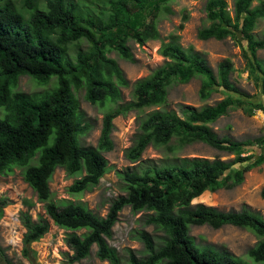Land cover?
Masks as SVG:
<instances>
[{
  "label": "trees",
  "instance_id": "16d2710c",
  "mask_svg": "<svg viewBox=\"0 0 264 264\" xmlns=\"http://www.w3.org/2000/svg\"><path fill=\"white\" fill-rule=\"evenodd\" d=\"M170 1L101 0L100 14L94 15L78 11L67 0H45L44 8L25 0L29 10L26 17L9 2L0 0V175H9L19 168L44 209V215L36 219L26 212L19 217L25 229L21 250L24 257L34 254L31 244L48 232L52 222L66 231L65 243L70 252L65 253V264L87 258L93 245L100 260L122 264L107 238L119 212L129 206L132 212L150 211L145 223L163 234L157 237V244L148 231H137L145 256L130 253L125 264H248L227 251L196 244L189 234L190 226L203 224L251 230L259 240L247 255L264 264V217L246 207L225 212L191 203L206 190L240 184L247 171L264 162V136L253 142L218 137L208 126L226 114L229 107L245 102L231 94L214 105L187 107L182 110V117L172 110L150 111L140 119L139 132L126 150V157L138 161L150 144L174 153L181 146L200 141L234 154L233 159L181 157L171 164L118 171L125 193L111 201L104 216L82 201L53 199L49 183L58 167L74 178L67 187L70 195H80L98 184L109 170L102 152L112 148L113 119L132 108L165 103L166 86L172 78L186 82L195 75L201 76L202 99L213 91L237 92L229 79V60L221 61L214 73L199 52L184 48L178 36L170 34L159 46V52L167 59L165 63L134 83L131 102L118 105L120 87L127 86L128 81L108 54L115 51L119 57L134 61L127 41L143 44L159 38L157 19L162 12L170 11ZM252 1L234 0L231 17L225 0H206L210 23L199 29L198 37L223 39L240 33L251 51L264 49V37L257 38L252 33L257 19L264 16V0H257L260 5L251 8ZM82 41L87 42L85 49L70 54L72 45ZM249 64L252 68L258 66L253 60ZM22 75L39 82L53 77L55 86L26 94L16 90ZM81 88L87 101L106 109L96 146H83L80 141L90 129L76 95ZM172 138L177 145L170 144ZM249 146L255 153L253 159L252 154L242 155ZM261 196L264 197V188ZM9 203L7 197H0V218Z\"/></svg>",
  "mask_w": 264,
  "mask_h": 264
},
{
  "label": "rangeland",
  "instance_id": "374dc122",
  "mask_svg": "<svg viewBox=\"0 0 264 264\" xmlns=\"http://www.w3.org/2000/svg\"><path fill=\"white\" fill-rule=\"evenodd\" d=\"M14 8L21 11L26 17L29 10L25 0H5ZM39 8L45 7V0H32ZM72 2L80 12L99 15L102 8L101 0H67ZM231 17L234 15V0H225ZM206 0H171L168 3L169 12H162L157 19L159 38L149 39L143 44H138L133 39L127 41L133 60L128 61L118 56L115 51L108 55L114 58L128 81L127 86H121V98L118 105L126 104L133 100L134 83L147 77L154 69L163 65L167 60L159 52L162 40L167 41L170 34L178 36L179 43L184 47H192L207 61L214 73L218 64L223 60H229L232 70L229 79L237 92L219 90L213 91L206 99H202L199 90L202 77L195 75L186 82L172 78L166 86V102L159 106H149L142 109L132 108L113 119L111 132L112 148L103 151L109 170L100 178L98 184L82 194L73 196L67 191V187L74 178L67 176L62 168H57L50 180V189L53 199H70L84 202L95 213L104 216L108 207L115 198L124 194L123 181L118 176V171L138 170L146 166L171 164L181 157H200L213 159L219 157L223 160H231L234 154L219 151L213 147L195 141L181 146L174 153L166 147L148 145L138 161L132 162L126 157V150L131 147L139 132V121L147 113L155 109L172 110L182 117V110L189 107L198 109L204 105H214L225 96L244 99L242 105L231 106L227 113L219 116L208 126L218 137H228L237 140L253 142L256 138L264 136V49L251 51L242 39L240 33L228 35L223 39H200L198 31L207 26L210 20L207 18L205 8ZM260 2L252 1L251 8L259 6ZM252 33L257 38L264 37V16L257 19ZM86 41L80 45L74 44L70 54L74 55L77 49H85ZM253 60L258 66L251 67L249 61ZM55 86L52 77L47 82H39L30 76L22 75L18 79L16 90L30 94L42 92ZM84 88L76 91L80 103V109L85 114V119L90 129L81 136L83 146H96L105 107L93 105L84 98ZM2 109H0V116ZM170 144L177 145L175 138ZM252 154L251 146L245 148L242 155ZM264 188V162L253 167L244 174L243 181L231 188L221 187L216 190H206L191 203H203L221 211H238L243 207L264 217V197L261 190ZM0 197H7L10 203L3 209L0 218V264H65L66 252H70L66 243V231L50 222V228L38 241L31 244L34 254L30 258L22 254V235L25 231L20 222L22 213H29L33 219L44 215L43 204L36 198L31 187L25 182L19 168L9 175H0ZM150 213L148 210L132 212L129 206H125L119 212L118 219L112 227V233L107 242L116 248L118 255L125 264L130 253L137 257H143V243L136 238L139 230L148 231L159 244L157 237L163 234L157 231L154 225H147L145 218ZM189 234L198 245H211L219 251H227L240 257L248 264H261L254 262L248 255V250L253 247L258 237L249 229L233 225H223L213 228L207 224L191 225ZM96 246H92L90 255L78 262L70 264H110L107 260H100L95 255Z\"/></svg>",
  "mask_w": 264,
  "mask_h": 264
},
{
  "label": "clouds",
  "instance_id": "9594fccd",
  "mask_svg": "<svg viewBox=\"0 0 264 264\" xmlns=\"http://www.w3.org/2000/svg\"><path fill=\"white\" fill-rule=\"evenodd\" d=\"M94 246V245H93Z\"/></svg>",
  "mask_w": 264,
  "mask_h": 264
}]
</instances>
